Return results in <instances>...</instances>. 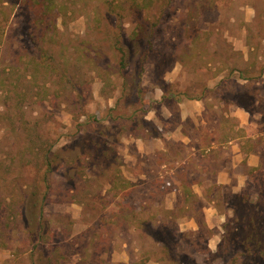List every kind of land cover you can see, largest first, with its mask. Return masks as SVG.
<instances>
[{"label":"rangeland","instance_id":"obj_1","mask_svg":"<svg viewBox=\"0 0 264 264\" xmlns=\"http://www.w3.org/2000/svg\"><path fill=\"white\" fill-rule=\"evenodd\" d=\"M58 1L64 6L57 48L79 91L68 80L59 97L58 85L46 81L50 90L37 87L45 80L42 72L34 77L28 69L23 25L5 22L11 44L0 41V264H186L185 255L199 264H229L231 253L215 252L225 224L235 218L233 190L213 178H188L191 164L177 162L192 151L178 136L167 142L157 126H177L184 98H204L215 118L221 96L249 106L258 98L257 108L264 111L263 0H155L144 9L130 0ZM154 22V30L141 31ZM115 38L129 53L124 67ZM13 65L23 89L40 90L34 99L30 94L22 103L3 91V71ZM26 128L36 140L37 128L50 137L53 151L68 162L54 174L42 208L30 192L31 185L44 192L46 167L35 157L24 164L9 153L22 145ZM105 134L102 148L88 145ZM151 135L157 145H169L168 153L147 146ZM245 173L248 180L239 191H250L256 203L264 164ZM193 182H206L203 196ZM200 241L214 257L194 251L192 243Z\"/></svg>","mask_w":264,"mask_h":264},{"label":"trees","instance_id":"obj_2","mask_svg":"<svg viewBox=\"0 0 264 264\" xmlns=\"http://www.w3.org/2000/svg\"><path fill=\"white\" fill-rule=\"evenodd\" d=\"M132 7L144 9L154 3L155 0H130ZM112 4L110 2V11H113ZM264 4V0L262 5ZM64 3H60L58 0H0V41H3L5 45L11 44L10 37L5 38V35L12 32L10 27L4 28V23L12 22L10 25H23L26 30V38L22 37V41L25 44L26 55L29 58L28 69L35 77V72H42L44 76V85L38 84L37 87H44L50 90L48 83L58 85L56 89L57 97L64 93L68 86L65 80H68L73 87L79 91V86L71 79L70 65L63 56L61 47L58 45V34H60L57 20L58 15L62 10ZM120 8V5H117ZM115 6V7H117ZM9 9V11H8ZM264 11V10H263ZM262 12L259 13V15ZM2 15V16H1ZM258 15V17H259ZM13 17V18H12ZM143 24V23H142ZM158 24L151 23L150 26L145 24L141 26V31H152ZM142 32V33H143ZM136 36L140 34L136 32ZM113 42V41H112ZM120 38H115L113 47L121 55L122 67L128 64L126 59H129V53L125 52L123 46L119 45ZM20 57L17 58L19 60ZM20 61V60H19ZM19 69V68H18ZM18 69L11 66L8 70L3 72L6 74L2 78V89L6 92L7 97L17 98L19 101L26 99L31 94L32 86H27L23 89L22 78L18 75ZM242 77H247L243 75ZM48 81V83L46 82ZM34 82V81H33ZM50 85V84H49ZM40 90L31 94L30 99H34L36 95H39ZM79 96H82L81 91L78 92ZM78 97V96H77ZM247 101V99H244ZM242 105L249 106L245 101L239 100ZM40 103V101L38 102ZM27 127V126H26ZM32 128H26L23 130L24 136L19 137V141H23L22 145L17 147V152L14 153L10 150L9 153L13 155L12 159L16 160V157H20V161L24 164L31 163L34 157L37 159L39 167L45 166V172L43 177V190L44 192L38 193V187L31 185L32 190L30 192V200H35L36 203H40L41 208L44 203L49 200V194L53 190V176L60 170V165H67V161H63L59 154L53 151L54 142L50 137L42 132H39L37 128V140L32 137ZM107 136L100 138L90 145L91 148L96 150L102 148L106 143ZM72 163V161H69ZM42 165V166H40ZM256 168H251L255 170ZM250 191H239L232 195L230 203L235 214V218H231L224 226L225 234L223 236V243L219 246L215 252L216 255H223L231 253L232 260L229 264H264V188L259 190V196L256 203L250 200ZM41 226V235L43 237L48 230H45V223L42 219L38 221ZM158 239H160L158 237ZM237 241V243H236ZM170 244V243H169ZM167 242H163L167 253H170V247ZM207 243L202 241L192 243L195 252H204L210 257H214L215 253L206 246ZM171 246V245H170ZM239 246V247H238ZM213 252V253H212ZM187 259L186 264H199L195 256L185 255ZM257 262H253V261ZM212 262V261H211Z\"/></svg>","mask_w":264,"mask_h":264},{"label":"crops","instance_id":"obj_3","mask_svg":"<svg viewBox=\"0 0 264 264\" xmlns=\"http://www.w3.org/2000/svg\"><path fill=\"white\" fill-rule=\"evenodd\" d=\"M256 99L259 100L255 98V103L246 106L239 100L221 96L216 106L218 117L215 118L210 115L204 98H184L178 102L177 126H157L167 142L178 136L176 139L181 140V145L192 151L188 158L177 162L191 164L192 167L185 170L188 178H213L218 186L236 193L248 180L245 169L264 164V111L257 108L259 101ZM229 118H235L237 124L232 126ZM157 138L151 135L147 146L157 145L154 141L159 140ZM157 146L168 153L169 145L165 141L161 140ZM165 166L167 162L162 161V167ZM195 186L201 187L197 190ZM205 186L206 182L192 183L194 192L200 196H203Z\"/></svg>","mask_w":264,"mask_h":264}]
</instances>
